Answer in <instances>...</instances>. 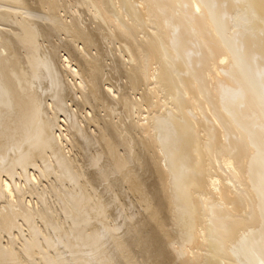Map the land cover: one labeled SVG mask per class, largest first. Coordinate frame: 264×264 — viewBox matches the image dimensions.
Masks as SVG:
<instances>
[{
    "label": "bare ground",
    "instance_id": "1",
    "mask_svg": "<svg viewBox=\"0 0 264 264\" xmlns=\"http://www.w3.org/2000/svg\"><path fill=\"white\" fill-rule=\"evenodd\" d=\"M0 264H264V0H0Z\"/></svg>",
    "mask_w": 264,
    "mask_h": 264
}]
</instances>
